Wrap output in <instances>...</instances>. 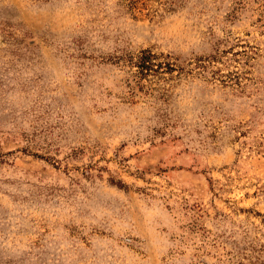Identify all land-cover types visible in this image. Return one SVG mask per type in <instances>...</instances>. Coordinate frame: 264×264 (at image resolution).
<instances>
[{
  "label": "rangeland",
  "instance_id": "obj_1",
  "mask_svg": "<svg viewBox=\"0 0 264 264\" xmlns=\"http://www.w3.org/2000/svg\"><path fill=\"white\" fill-rule=\"evenodd\" d=\"M0 264H264V0H0Z\"/></svg>",
  "mask_w": 264,
  "mask_h": 264
},
{
  "label": "trees",
  "instance_id": "obj_2",
  "mask_svg": "<svg viewBox=\"0 0 264 264\" xmlns=\"http://www.w3.org/2000/svg\"><path fill=\"white\" fill-rule=\"evenodd\" d=\"M157 58L158 54L150 49H144L136 56H129L126 62L129 66L135 68L133 74H136L139 78L143 77L144 79L152 74H160V69H165L166 72L175 70V63L166 61L164 67H162L161 62H156Z\"/></svg>",
  "mask_w": 264,
  "mask_h": 264
}]
</instances>
